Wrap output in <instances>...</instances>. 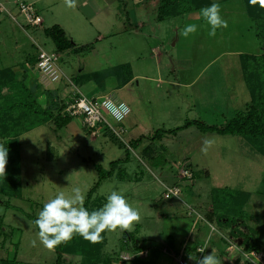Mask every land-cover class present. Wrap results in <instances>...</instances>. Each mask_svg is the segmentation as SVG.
Returning a JSON list of instances; mask_svg holds the SVG:
<instances>
[{
	"label": "rangeland",
	"instance_id": "rangeland-1",
	"mask_svg": "<svg viewBox=\"0 0 264 264\" xmlns=\"http://www.w3.org/2000/svg\"><path fill=\"white\" fill-rule=\"evenodd\" d=\"M21 1L34 5L41 23L26 25L19 0H0L15 19L0 13V71L11 70L15 81L14 86H4L1 95L16 99L19 95L22 101L17 81L22 87H35V102L43 110L51 102L66 106L71 98L84 95L112 98L130 113L123 122L126 134L121 141L102 130H88L78 117L57 126L48 114H32L37 116L31 119L32 111L17 121L13 113L0 124L2 134L8 125V137L0 136V144L8 148L12 164L6 165V177H0V191L19 189L16 198L0 192V260L15 257L26 264H53L55 249H46L37 236L38 213L58 193L73 195L74 187H80L87 198L97 182L87 208L102 207L116 191L138 211L140 221L130 232L105 231L95 264H195L190 255L201 257L215 249L221 264H249L239 253L229 254L230 241H244L264 254V155L238 135L203 132L196 126L164 132L191 120L221 126L246 112L250 95L240 55L264 54V41L245 0H209L220 4L221 16L228 22L215 37L208 35L201 9L187 10L189 1L175 5L174 17L158 18V9L150 10L148 0L140 1L139 11L132 0H122V21L126 14L133 15L144 26L128 27L127 20L125 24L112 15L101 42L96 41L97 27L90 25L89 13L75 10L71 16L65 0ZM263 9L256 6L258 13ZM55 24L62 25L73 46L83 50L55 53L43 32ZM187 24H196L198 31L185 38L182 29ZM39 50L60 58L56 80L38 73L33 62ZM61 112L50 114L61 117ZM31 120L38 124L25 127ZM206 137L215 141L207 155L201 152ZM134 141L137 145L132 146ZM182 171L192 177L184 179ZM172 187L179 190L177 196L165 197ZM240 192L249 196L242 217L218 221L208 214L207 207L216 197L213 204L223 206L226 194ZM193 223L196 229L188 231ZM88 245L96 243L88 241ZM85 259L63 254L62 264H89Z\"/></svg>",
	"mask_w": 264,
	"mask_h": 264
},
{
	"label": "trees",
	"instance_id": "trees-1",
	"mask_svg": "<svg viewBox=\"0 0 264 264\" xmlns=\"http://www.w3.org/2000/svg\"><path fill=\"white\" fill-rule=\"evenodd\" d=\"M180 0H160L159 6H158V18L160 16L164 18L174 17L177 12L174 10L175 5ZM183 3H187L189 1V6L187 7V10L190 12H194L197 10H200L203 7L210 6L209 0H182ZM227 1V0H224ZM246 6L248 14L250 15V18L254 21L256 24V28L258 31V36L262 38L264 41V9L261 13H258L256 10V6H260L258 3L253 6H248L249 3L246 2ZM253 8V9H251ZM261 8V7H260ZM251 9V10H248ZM187 12V11H186ZM162 13V14H160ZM168 15V16H166ZM171 15V16H170ZM166 16V17H165ZM44 34L46 37H48L52 44L54 45V52H64L68 50H74L73 44L69 41V39L66 37L64 31L62 28H60L58 25H53L47 29H44ZM263 51H264V43H263ZM85 48V47H84ZM76 51H82L83 47H77L75 49ZM37 55L34 59V65L36 64ZM60 58L58 57V64H59ZM240 62L242 67V76L244 79V82L246 84V87L248 89V93L250 95V104L247 108L246 112L243 115L235 116L231 120H229L225 125L221 126H214V125H208L200 120H191L186 121L181 127L164 131L167 133H175L181 129L188 128L190 126H196L200 131L206 132H216L219 135H238L243 137L249 144L252 145V147L255 148L256 151L264 155V54L262 55H248V54H242L240 55ZM125 68L127 65H123ZM11 70L5 69L3 71H0V124L2 125L4 123V120H6L7 117L11 116V114H17L16 121L21 120L22 114H30L31 119H36L37 115L32 114H39L42 116H45L46 114L50 115L53 120V122L57 126H66L70 121L71 117L67 114L62 113L61 111L64 110L65 105H55L52 102L48 104V109H41L38 104L35 102V87L32 89L22 87L19 82L16 81L17 86H19V90L21 91L20 94H22V101L16 98H12L9 96H2L1 95V89L4 86H14L15 81L13 80V75H11ZM24 77V74H22V78ZM11 88V87H9ZM34 92V93H33ZM49 94V93H48ZM50 97V94H49ZM19 102V103H17ZM23 103V104H22ZM24 107V108H23ZM22 108L25 109V111L22 112ZM61 112V117L59 114H56L55 116H52L50 114V111L53 112ZM33 116V117H32ZM24 117V116H23ZM73 118V117H72ZM34 120H31L28 123H25L27 128H34L38 122H34ZM3 128L4 133L2 134L0 131L1 137H8V125H5ZM109 134V133H107ZM110 136V135H109ZM157 137V133L153 136V138ZM137 145V141L132 142V146ZM16 154V152H15ZM115 162H111L110 164L113 165ZM157 162L155 167L158 166ZM160 164V163H159ZM7 166H12L11 163H7ZM109 175L100 177H108ZM99 182L96 183V185L88 192L87 198L85 201V207L87 208L88 202L90 200V194L99 186ZM3 191V189H2ZM0 191L5 197L12 198V197H18L19 196V189L16 190H10L7 193ZM223 194V193H222ZM228 198L222 199L225 201V204L222 206L219 203L215 205L217 202L218 197H216V201L212 203L210 207H207L208 214L214 218H216L218 221L221 219H227L230 222L235 221L238 217L243 216V207L246 204L249 196L247 193H234L233 195H228ZM224 196V195H223ZM225 198V196H224ZM221 200V201H222ZM234 207H230V206ZM216 206V207H214ZM90 212L96 209H89ZM105 233V232H104ZM102 233L101 235H103ZM83 237L77 235H74L73 238L65 243L60 244L55 248L56 253V259L53 264H62V255L68 254V255H78V256H84L86 261H88L89 264H95L97 262V254H98V243L96 245H88L82 240ZM246 242V241H245ZM243 246H247V251L249 250H255L254 246L244 244V241H242ZM87 246V247H86ZM256 251V250H255ZM14 257V256H13ZM1 264H26L22 262H17L15 260V257L11 260H0Z\"/></svg>",
	"mask_w": 264,
	"mask_h": 264
},
{
	"label": "clouds",
	"instance_id": "clouds-1",
	"mask_svg": "<svg viewBox=\"0 0 264 264\" xmlns=\"http://www.w3.org/2000/svg\"><path fill=\"white\" fill-rule=\"evenodd\" d=\"M251 5L257 3L264 8V0H249ZM70 8L76 7V0H65ZM200 14L209 26L208 35L215 37L218 29L227 28L228 22L221 16L219 3H212L210 6L201 8ZM198 31L196 24H187L182 29V35L187 38ZM109 110L112 113L128 111L124 104H110ZM213 138H204L201 152L207 155L214 144ZM8 163V148L0 144V177L7 175L6 165ZM73 195L66 197L63 192L58 193L54 198L44 203L42 210L34 221L38 228V239L48 250H54L57 246L65 243L79 235L85 240L97 243L102 239L101 234L105 231L115 232L117 229L130 232L133 225L140 221V215L134 209L126 197L116 191H112L107 197V202L97 210L89 211L85 207L86 194L80 187L72 189ZM36 246V240L32 242ZM203 251V250H202ZM195 264H221L215 251L201 257L189 256Z\"/></svg>",
	"mask_w": 264,
	"mask_h": 264
},
{
	"label": "built area",
	"instance_id": "built-area-1",
	"mask_svg": "<svg viewBox=\"0 0 264 264\" xmlns=\"http://www.w3.org/2000/svg\"><path fill=\"white\" fill-rule=\"evenodd\" d=\"M17 7L20 15L24 17L26 25L35 27L41 23V18L33 4L19 1ZM0 13L9 14L1 3ZM9 16L12 20H15L10 14ZM36 59L37 61L35 66L38 73L41 74V77L43 75L50 79L49 81H54L58 78V56L55 53H46L39 50ZM110 104H116L118 106L124 103L115 101L109 97L88 98L84 95H78L70 99V101L66 104L63 113L69 115L70 117H78L82 120L83 125L88 130L98 133L99 130H102L103 132H107L112 137L121 141L126 134V128L124 127L123 122L129 115L130 111L127 107L128 111L126 113H112L109 110ZM188 173L189 171H182L184 179L192 177L191 173ZM178 193L179 190L176 187H172V189H169L168 193L165 194V197H175ZM227 251L229 254L232 252L237 254L239 253V257H242L241 260L248 262L249 264H264V254L255 250L247 251V246H243L242 241H230L227 244Z\"/></svg>",
	"mask_w": 264,
	"mask_h": 264
},
{
	"label": "crops",
	"instance_id": "crops-1",
	"mask_svg": "<svg viewBox=\"0 0 264 264\" xmlns=\"http://www.w3.org/2000/svg\"><path fill=\"white\" fill-rule=\"evenodd\" d=\"M19 1H21V0H19ZM132 1H133L134 5L137 7V9H138L137 11H139V6L141 5V2H140L141 0H135V2H134V0H132ZM159 1L160 0H148L147 1L148 4L147 3L146 4L150 7V10L154 11L155 9H158ZM114 3H116L115 7L113 6V5H115ZM120 5L125 7L124 1H122V0H76V7L73 9L71 8L70 11H71V16L76 15V12H74L75 10H77L78 12H81L82 10L85 12H88L89 13L88 19H89L90 25L93 26L95 29L97 27V29H96V31H97L96 41L101 42L104 39V35L106 33L107 28L111 24V20H112L111 16L114 15V18L116 17L118 21H120V22L122 21L123 13H121L122 9H120ZM147 9H149V8H147ZM66 14H68L67 11H65V15ZM137 16L138 17L141 16V13L139 12V14ZM126 17L127 18L124 19L123 21L126 24V20H127L128 27H133V25H134L135 28H137V27L142 28L144 26V22L142 20L141 21L137 20L136 18H134L133 15L127 16V14H126ZM65 18L67 19L68 16H66ZM135 21H137L136 24L134 23ZM42 22H43V20H42ZM59 24H61V23H59ZM55 25H57V24H55ZM58 26L60 28H62L64 33H65V29L63 28V26L62 25H58ZM122 28L124 29V24H123ZM71 31H72L71 32L72 35L75 34L76 36H78V33H76L77 31H75V32L73 30H71ZM136 33H138V30H136ZM65 35H66V33H65ZM66 37H67V35H66ZM68 39L70 40V38H68ZM90 49H91V51L94 52L93 47ZM125 65H127V64H125ZM94 89H96V88H94ZM190 228L191 229H189L188 231H192V229L194 231V229H196V223H193ZM216 251H217V249H215V252ZM1 260H3V259H1ZM6 260H9V258H6Z\"/></svg>",
	"mask_w": 264,
	"mask_h": 264
}]
</instances>
